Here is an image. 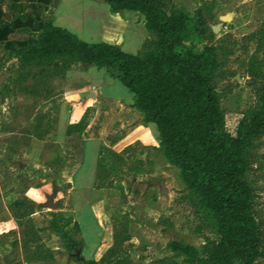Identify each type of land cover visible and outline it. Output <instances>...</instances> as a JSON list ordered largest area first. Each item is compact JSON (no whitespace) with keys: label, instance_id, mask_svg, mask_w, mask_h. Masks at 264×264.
Instances as JSON below:
<instances>
[{"label":"rangeland","instance_id":"1","mask_svg":"<svg viewBox=\"0 0 264 264\" xmlns=\"http://www.w3.org/2000/svg\"><path fill=\"white\" fill-rule=\"evenodd\" d=\"M165 1L188 15L195 49H212L209 78L222 130L237 137L246 117L264 112V0ZM66 6V26L82 40L95 39L104 6ZM124 20L123 52L155 43L144 16L130 11L111 12L103 25L107 41L121 39ZM16 51L0 54V264H200L217 235L200 220L192 204L197 191L165 156L133 94L90 66L105 75L102 95L129 104L101 99L84 84L85 65L67 66L57 56L24 63ZM89 138L99 145L84 143ZM247 153L242 180L258 224L254 264H264V129ZM95 163L91 188H76L80 165L87 177Z\"/></svg>","mask_w":264,"mask_h":264},{"label":"trees","instance_id":"2","mask_svg":"<svg viewBox=\"0 0 264 264\" xmlns=\"http://www.w3.org/2000/svg\"><path fill=\"white\" fill-rule=\"evenodd\" d=\"M104 3L111 12H140L155 43L145 41L140 53L128 54L43 23L37 42L15 54L24 63L57 56L68 59L67 66L78 62L102 68L132 93L136 108L155 126L165 156L197 191L192 204L200 220L217 235L216 241H207L198 262L254 264L258 224L250 211L251 189L242 174L248 167L251 139L264 129V112L246 117L237 137L226 134L209 78L212 49L196 50L191 44L193 31L185 11L165 0Z\"/></svg>","mask_w":264,"mask_h":264},{"label":"crops","instance_id":"3","mask_svg":"<svg viewBox=\"0 0 264 264\" xmlns=\"http://www.w3.org/2000/svg\"><path fill=\"white\" fill-rule=\"evenodd\" d=\"M97 3L104 6V9L99 12L100 18L98 20L96 38L93 40H81L90 44L106 43L117 46L121 49L124 36L126 31L129 29V22L124 20L122 23L120 34L121 39H118L117 37V41H107L103 35V25L109 20V17L111 16V10L106 3ZM66 5H68V0H27V2L24 0H0V54L5 53L9 49H21L28 45L35 44L43 23H51L52 25L65 29L77 36L75 32H72V29L66 26V22L63 19V8L67 7ZM35 6L38 7L37 12L34 10ZM143 26L145 27V25ZM18 34H23L24 37L17 39L11 38ZM93 67L86 66V71L82 72L85 86H87L88 82L90 84L89 87L87 86V89L92 88L97 90V96L101 99L118 101L119 103L125 105L129 104V102H126L121 96L115 94L102 95L103 92L101 90V86L105 85L104 83L107 81L105 80L104 73H99L98 71L96 72L93 71V69H90ZM97 69L101 70L102 68ZM88 95H90V93L85 94L86 97ZM84 143H95L99 145V141L95 138H89ZM83 158L84 145L82 162ZM80 168L81 165L73 176V185L79 189H90L91 184H93L95 179L96 163L94 164V171L91 176L88 175L87 177H84L79 175Z\"/></svg>","mask_w":264,"mask_h":264},{"label":"water","instance_id":"4","mask_svg":"<svg viewBox=\"0 0 264 264\" xmlns=\"http://www.w3.org/2000/svg\"><path fill=\"white\" fill-rule=\"evenodd\" d=\"M93 1L100 2V3H104V0H93ZM212 31H213V33H216L217 32V29L216 28H213ZM88 96L94 98V96H91V95H88ZM160 188H161V193L162 194L165 193L164 186H163V183L162 182L160 183Z\"/></svg>","mask_w":264,"mask_h":264}]
</instances>
